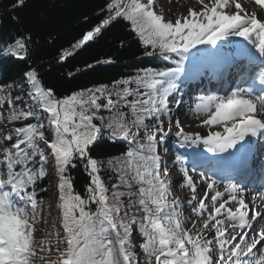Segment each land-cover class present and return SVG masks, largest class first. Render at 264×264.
<instances>
[{
  "label": "trees",
  "instance_id": "obj_1",
  "mask_svg": "<svg viewBox=\"0 0 264 264\" xmlns=\"http://www.w3.org/2000/svg\"><path fill=\"white\" fill-rule=\"evenodd\" d=\"M174 33L154 0H0L6 264H185L163 256L194 242L156 146L118 139L168 118ZM97 92L105 108L93 103ZM190 256L208 262L205 250Z\"/></svg>",
  "mask_w": 264,
  "mask_h": 264
},
{
  "label": "rangeland",
  "instance_id": "obj_2",
  "mask_svg": "<svg viewBox=\"0 0 264 264\" xmlns=\"http://www.w3.org/2000/svg\"><path fill=\"white\" fill-rule=\"evenodd\" d=\"M220 1L221 0H211L208 3V0H154V9L157 13L162 15L164 21L170 22L176 27L188 23L190 26V34L195 35L191 43H189L185 49H197L198 56L189 61H178L177 63V66H179L184 75L189 71L191 72L193 66L205 62L208 55H217L216 52H219L222 41H224L222 37L231 34L227 30L231 23L237 20L241 21L247 19L253 22H259V12L264 15V7L258 4L259 2L251 3V0H249V2L244 0H224L223 4L218 6ZM175 7H185V10L178 12L175 10ZM212 11H215L217 16L225 15L228 18L217 23V32L209 38V43L201 45L198 43V40L203 36L206 30H201L199 28L203 25L206 29L210 25L212 22L210 13H212ZM246 28L248 29V27ZM235 32L236 30H232V33ZM188 36L189 34H184L179 44L185 45ZM238 50L239 49L231 51V53H233L228 56L235 55ZM179 94H182L180 88H178L175 93L170 92L169 94L170 100L166 105L168 120L166 119L163 123L162 131H150L151 134L149 131H146L148 133L147 135L151 136L152 141L157 142L160 140L163 132L170 134L172 137H178V135L181 134L185 136V138H189H178L179 143L181 140L194 141V139L203 140L223 134L226 137L230 135L234 127L227 131L224 130L226 127L225 123L229 121L225 123H214L209 117L210 106L208 104V99L213 98L215 95H204L203 98L198 99L195 105L192 106L188 99L183 96L177 99ZM183 94H190V92L187 90L184 91ZM92 101L98 108H105L107 105L105 96L101 92L95 93L92 97ZM247 103L250 104L252 101L249 100ZM248 104L244 102V105L249 108V112L251 113L252 108L257 107V102H255V104L252 103L251 107L248 106ZM8 109V103H0V115L7 113ZM252 114L254 113L252 112ZM79 117L83 118L82 116ZM243 118L244 116H241L237 121L242 122ZM140 140H145V138ZM173 143L174 140H168V142L164 144L165 146L162 144L158 145L159 163L162 164L164 173L169 178L168 182L171 187V194L175 198L174 205H176V208H178V205L180 206L182 212L181 218L188 217L189 222L187 223V229H192L195 226L193 230L195 231L193 232V245L207 248V251H209L210 264H226L229 260H231L232 264H240V258L234 256L235 250L239 247L238 243L240 240L238 239L233 244L234 239L239 237V235L235 233V228H237L240 223L231 221V219L237 217L233 215L232 204H226V200L222 201L221 199H217L221 193L214 192L213 184L205 179V175L193 170L192 166L189 165L187 161L184 160L183 163H181V167L177 169L168 165L171 161L169 158L170 154L166 155L167 152H164V148L169 151ZM0 154V175L2 173L4 175L6 171V161L2 157V153ZM56 200L57 196L54 195L51 210L58 214L61 212L60 208L57 206ZM245 206H248L245 202L236 204V208L239 209ZM228 223L232 224L234 228L229 236H225L221 242H218V238L224 236L229 230V228L226 227ZM63 232L62 229L59 230L60 234ZM7 238L8 225L5 221L0 220V264H3L6 259L3 248H8V246L6 247L4 244ZM217 244L219 245L218 249L216 248ZM253 244L254 243H244L245 253L242 254L241 258L246 255V252L253 249ZM186 249L189 250L190 247ZM254 256L256 261L247 262V264H259L262 262V256L259 257L258 253H254ZM62 258L64 257L60 256L57 258V261H54L55 258L53 257L47 264L60 263Z\"/></svg>",
  "mask_w": 264,
  "mask_h": 264
},
{
  "label": "bare ground",
  "instance_id": "obj_3",
  "mask_svg": "<svg viewBox=\"0 0 264 264\" xmlns=\"http://www.w3.org/2000/svg\"><path fill=\"white\" fill-rule=\"evenodd\" d=\"M210 1L211 0H208V3ZM244 1L249 2V0H244ZM175 10H177L178 12L183 11L185 10V7H181V8L175 7ZM259 22L260 23H255L252 22L251 20H244L242 22H236L230 24V27L227 30L231 34L222 37L224 39V45H225L224 51L222 50L223 47L220 46L219 52H216L218 56L223 55V53L227 55L228 52L239 48L255 49L259 43V38L256 37L257 33L258 35H260L261 32L264 33V15L261 12H259ZM246 27H248V29ZM232 30H236V32L232 33ZM72 52L73 51L71 50L66 51L64 53V56H68ZM218 56L216 54H210L206 57L205 62L211 65L217 64L220 62L219 59H221L218 58ZM230 91L231 89H229L219 98L208 99V104L210 106L209 117L214 123H221L226 121L233 122L234 120H238L241 114L249 113V108L245 107V105H243V103H241L240 100L244 98L250 100L253 98V95L248 93L244 94V92L241 91H238L237 93H231ZM219 109L224 110V112H219ZM255 116L262 117V114L259 112V110L256 109ZM241 131L242 129L239 128L238 132ZM230 139H231L230 141L221 144V147H224L225 145L227 146L228 144H232L236 139V135L230 136ZM259 191L260 190L257 189L254 192L250 194H246L243 197L244 202L250 203L249 208H252V212L253 210H256L255 215L257 217L253 219L254 216L252 212L248 213L246 219L248 220L253 219L251 221V224L250 225L249 223L242 224L236 229L237 232H242L249 228V231L245 236V240L248 244L259 240V243L257 244L256 248L245 256V258L243 259L244 262L252 259V255L254 253H258V256L264 254V196L261 193H259ZM230 194H233V191H231V193H229V191H226L222 195V197H225L226 195H230ZM246 210H247L246 207H241L239 210H237L235 215H237L239 212H245ZM259 218L263 219V221H260Z\"/></svg>",
  "mask_w": 264,
  "mask_h": 264
}]
</instances>
